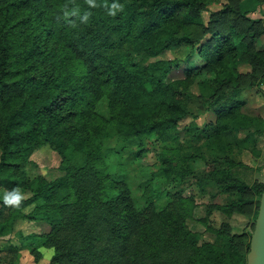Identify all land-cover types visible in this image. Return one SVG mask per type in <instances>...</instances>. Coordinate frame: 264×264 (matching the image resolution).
I'll use <instances>...</instances> for the list:
<instances>
[{
	"label": "trees",
	"instance_id": "16d2710c",
	"mask_svg": "<svg viewBox=\"0 0 264 264\" xmlns=\"http://www.w3.org/2000/svg\"><path fill=\"white\" fill-rule=\"evenodd\" d=\"M220 2L203 28L210 37L201 44L200 68L212 75L201 80L198 96L213 118L204 128L186 129H198L194 135L213 154V177L206 179L242 193L249 188L232 174L241 162L233 152L255 154L264 146V118L243 111L238 66L247 62L253 74L264 75V47L257 43L264 23L241 10L239 0ZM201 6L200 0H0V187L30 190L19 207L6 205L0 194V237L13 234L19 218L50 225L26 234L40 239L35 245L8 240L4 250L13 256L0 255V262L12 264L25 245L38 256L43 245L53 248L50 261L59 264H180L182 249L189 254L187 264L246 263L250 239L245 253L233 244L227 256L219 243L197 241L185 222L196 201L182 189L161 209L153 201L136 208L126 175L106 171L109 150L100 141L116 133L141 146L144 136L156 132L166 138L193 113L185 82L164 80L183 59L142 58L172 42L199 41L204 35H178L177 28ZM194 69L187 67L186 75ZM103 97L107 117L95 110ZM43 143L61 155L62 173L29 179L21 165ZM196 155L163 152V172L184 179ZM263 180L253 184L256 215ZM247 200L239 195L217 206L230 213ZM217 233L230 238L222 229Z\"/></svg>",
	"mask_w": 264,
	"mask_h": 264
},
{
	"label": "rangeland",
	"instance_id": "374dc122",
	"mask_svg": "<svg viewBox=\"0 0 264 264\" xmlns=\"http://www.w3.org/2000/svg\"><path fill=\"white\" fill-rule=\"evenodd\" d=\"M220 1L226 0H200L201 10L198 15L194 16L192 21H184L177 28L178 35L187 34L193 38L203 36L199 41L191 40L190 42L176 41L169 44L163 51L155 56L143 57V62L152 60H168L175 57L183 59L180 67L171 68L164 76L165 81L183 80L188 87L191 102L189 108L193 113L187 114L181 119L175 130L171 131L166 138H161L156 132L142 138L141 146L135 144L134 140H127L116 133L106 135L100 138L101 143L107 148L108 154L105 158L106 171L121 172L126 175V181L129 186L130 194L134 205L138 209H142L148 205L150 201L156 203V209H161L172 197L173 193L182 189L183 195H191L196 201V206L192 209V213L185 219L186 226L197 233V241L217 242L221 245L225 256L232 254L233 244H238L242 253L247 250L250 233L254 226V218L256 215L257 194L253 188V184L264 178V146L259 142L261 149L255 154L246 149L238 151L235 148L233 156L236 160L241 161L239 165L232 169L234 177L243 181L249 189L240 191L232 188L226 182L218 183L212 179H206L212 176L210 160L213 157L210 148L203 145L202 139H198L194 133L198 129L188 131L187 127L204 128L211 122L213 116L204 109V102L198 96L199 86L202 79L211 77V72L200 68L204 62L201 55V44L210 37V33H203V28L212 18V12L221 8ZM240 9L246 10L248 16L261 19L264 23V1L258 0H239ZM232 17V16H231ZM259 46L264 47V35L257 41ZM189 66L195 67V72L191 76H187L185 69ZM251 64L242 62L238 66L240 73L238 77L239 83L243 85L239 90L237 97L246 100L243 111L260 114L264 118V75L257 70L251 71ZM259 80V85H249V81L253 79ZM190 91V92H189ZM106 97L101 98L95 104V110L108 116L106 106ZM244 135V132H241ZM99 140V139H98ZM180 151L184 155L196 152V157L190 159V168L184 179L177 174H167L163 171V162L161 155L163 152L167 155H173ZM61 155L46 143L33 150L28 161L21 165L26 176L30 179L37 175H44L47 178H53L62 173ZM191 170V171H190ZM221 174H217L220 178ZM201 181H203L201 184ZM202 185L204 190H202ZM24 197L30 195L28 188H19ZM10 192L8 188L0 187V194L5 195ZM239 195H245L249 200L239 204L238 210L230 213L224 212L218 205H226ZM207 206V207H206ZM210 206V207H209ZM241 207V208H240ZM30 209L26 207L25 210ZM30 219L19 218L15 221V232L12 235L11 242L34 245L40 240L38 237L26 236L27 233L40 234L49 230L50 225L46 221H36L39 226L36 230L35 224H28ZM39 222V223H38ZM219 229L224 230L230 238L225 235L218 234ZM23 232L26 234H23ZM22 235V236H21ZM11 239V238H10ZM7 242L0 241V255L12 257L13 253L4 250ZM20 247L15 259L22 253H27L36 264H59L50 261L53 254L52 247L43 245L38 246L42 252L36 256L27 246ZM26 249L28 252H20ZM178 255L177 262L187 264L189 262V254L182 249ZM11 255V256H10ZM15 261V260H14ZM234 263V257H231ZM25 264V263H23ZM27 264V263H26ZM239 264H242L239 261Z\"/></svg>",
	"mask_w": 264,
	"mask_h": 264
},
{
	"label": "water",
	"instance_id": "95a60500",
	"mask_svg": "<svg viewBox=\"0 0 264 264\" xmlns=\"http://www.w3.org/2000/svg\"><path fill=\"white\" fill-rule=\"evenodd\" d=\"M245 264H264V180Z\"/></svg>",
	"mask_w": 264,
	"mask_h": 264
},
{
	"label": "crops",
	"instance_id": "0c3cea01",
	"mask_svg": "<svg viewBox=\"0 0 264 264\" xmlns=\"http://www.w3.org/2000/svg\"><path fill=\"white\" fill-rule=\"evenodd\" d=\"M39 223V222H38ZM28 224H35V227H36V230L34 231V232H38L37 231V229H39L38 227V225H37V222L36 221H34V220H29V222H28ZM45 232V231H44ZM23 234H26V232L24 233L23 232ZM28 234V233H27ZM11 238V239H10ZM13 239V237H12V235L10 234V235H5V236H1L0 237V241H2V242H7L8 240H12ZM39 250L42 252V250L39 248ZM23 251H25V252H28L26 249H23V250H21L20 252H23ZM23 263H27V264H36V263H33L32 262V259H30V257H29V255L27 254V253H22V254H20V256L19 257H17L16 259H15V261L12 263V264H23ZM0 264H5V263H2V262H0Z\"/></svg>",
	"mask_w": 264,
	"mask_h": 264
},
{
	"label": "clouds",
	"instance_id": "9594fccd",
	"mask_svg": "<svg viewBox=\"0 0 264 264\" xmlns=\"http://www.w3.org/2000/svg\"><path fill=\"white\" fill-rule=\"evenodd\" d=\"M87 2H90V0H87ZM115 14L116 11L109 12V15ZM24 199L25 197L19 189H13L11 192H6L4 195V203L9 206L19 207Z\"/></svg>",
	"mask_w": 264,
	"mask_h": 264
}]
</instances>
